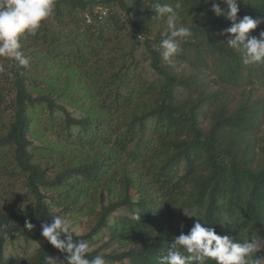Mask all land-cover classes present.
<instances>
[{
    "label": "trees",
    "instance_id": "1",
    "mask_svg": "<svg viewBox=\"0 0 264 264\" xmlns=\"http://www.w3.org/2000/svg\"><path fill=\"white\" fill-rule=\"evenodd\" d=\"M154 2L179 4L191 29L170 62ZM211 8L205 0H56L54 16L21 40L30 67L2 57L0 264L15 236L43 241L30 264L63 261L41 225L64 211H102L94 235L109 228L110 241L127 249L101 254L90 242L88 257L106 264H159L197 219L239 242L264 238L262 104L251 96L234 110L230 103L245 84L264 85V63H243L221 34L231 22ZM239 9L238 18L264 17V0H239ZM262 31L264 23L250 34Z\"/></svg>",
    "mask_w": 264,
    "mask_h": 264
},
{
    "label": "clouds",
    "instance_id": "2",
    "mask_svg": "<svg viewBox=\"0 0 264 264\" xmlns=\"http://www.w3.org/2000/svg\"><path fill=\"white\" fill-rule=\"evenodd\" d=\"M205 2L212 4L211 10L217 17L231 22L221 34L227 37L228 47L241 52L243 63H264V31L259 37L250 34L264 23V17L246 15L238 18L239 0ZM55 8L56 0H0V57L13 61L18 69L29 68L31 57L25 55L21 40L25 35H34L42 22L54 16ZM149 8L157 18L165 20L166 27L161 33L159 46L163 59L170 62L172 57L182 52V40L191 36V29L180 23L179 4L174 7L154 2ZM3 71L0 69V72ZM7 76L12 80L15 73L8 72ZM204 225L207 224L197 219L187 233L182 231L174 237L167 255L159 258V264H208L210 260L215 264H264V256L259 255L264 250V238L256 236L250 241L239 242ZM25 228L32 230L34 225L26 220ZM41 235L54 248L66 254L63 261L47 256L46 264H106L102 255L88 257L89 243L74 239V227L63 216L55 215L50 222L43 223Z\"/></svg>",
    "mask_w": 264,
    "mask_h": 264
},
{
    "label": "rangeland",
    "instance_id": "3",
    "mask_svg": "<svg viewBox=\"0 0 264 264\" xmlns=\"http://www.w3.org/2000/svg\"><path fill=\"white\" fill-rule=\"evenodd\" d=\"M140 58L143 60L142 62L143 71H148L149 64H150L149 60L145 59L143 56H140ZM2 63H3V58L0 57V65ZM184 67L187 68L188 64H184ZM190 73H192V70L190 68H187V74H190ZM206 86L207 87L204 89V92L207 94L213 88V85H210V86L206 85ZM241 92L234 91L235 101H233V99L232 100L230 99L231 108H232L231 110H234V107L236 105H239L242 102L241 100L243 99V96H246V97L251 96L255 101L261 102L262 108H263V114L261 115L260 119L264 120V85L259 84V83L251 84V85L245 84ZM230 97H232V94H230ZM262 129H264V127ZM93 151L94 150H89L90 153H93ZM2 154L3 152H0V160H1ZM184 168L185 167L183 163H177L175 165V169L178 173H181L184 170ZM3 175L0 174V176H3ZM63 213L64 214L60 213L61 214L60 216L67 218L72 223L74 227V233H76L79 236L93 234L91 239L86 240V241L89 243V245H90V242H94V247L99 253L117 254V253L127 250V249L125 250V249L119 248V244L112 243L110 241L112 231L109 228H102L100 229L99 233L94 235L95 226H97L98 222L101 219L102 211L99 210V211H96V213L92 215H89V216L79 215L78 217L72 216L70 213H66V211H64ZM120 214H127V212L126 210L116 212L113 215L111 221L114 222L115 221L114 219L116 218V216H119ZM190 215H191L190 212L183 213V215H181L182 217L180 218V221L181 222L186 221L187 219L190 218ZM42 246H43V241L27 242L23 237L15 236L13 240H8L6 244L4 245V264H30V262L33 261V259L38 253V250L41 249ZM135 246L139 247L140 245L138 242H135L132 245V247H135ZM55 260L62 261V257L61 256L57 257ZM109 264H113V263H109ZM114 264H123V263H114ZM125 264H128V262H126Z\"/></svg>",
    "mask_w": 264,
    "mask_h": 264
}]
</instances>
